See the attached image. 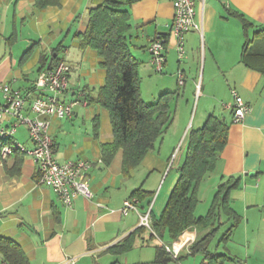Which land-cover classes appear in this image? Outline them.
<instances>
[{"label":"crops","instance_id":"crops-1","mask_svg":"<svg viewBox=\"0 0 264 264\" xmlns=\"http://www.w3.org/2000/svg\"><path fill=\"white\" fill-rule=\"evenodd\" d=\"M126 1L122 9L130 14L128 43L138 61L143 102L147 104L145 87L152 103L162 94L176 93L169 103L170 125L128 177L121 173V150L108 166L102 162L101 145L113 141L109 112L95 101L106 71L96 51L81 49L77 37L86 30L89 9L104 0H61L59 7L41 12L34 9V0H0V81L30 101L40 94L34 82L41 71L57 60L69 64V86L61 101L80 97L87 105L77 106L70 119H51L54 158L59 163L88 160L85 176L93 193L90 200L77 196L71 207L64 206L53 189L37 184L33 160L16 151L0 159V237L15 242L29 264H118L137 240L139 252L148 245L150 254V260L137 264H202L204 254H190L189 249L214 228L207 252L221 257V264H264V0H194L201 30L184 36L181 59L170 29L173 0ZM157 33L168 37L160 75L147 51L149 39ZM178 71L182 86L177 83ZM198 87L203 101L190 120L192 104L187 95ZM231 91L250 107L241 123L232 122ZM209 115L227 124L226 144L213 170L198 184L194 215L205 217L218 187L230 182L228 209L215 210L211 227L182 232L173 241L181 244L177 259L168 252L170 257L161 252L158 256L161 241L149 229L139 228L136 213L123 216L120 209L140 188L147 195L137 200L138 212L149 210L152 219L159 218L178 176H170L171 169L181 163L190 131L202 128ZM11 122L6 120L5 125ZM12 141L25 149L32 147L25 126L16 129ZM147 201L149 208H141ZM133 233L129 250L121 254L109 250ZM165 241L164 245L173 243ZM197 255L201 259H195Z\"/></svg>","mask_w":264,"mask_h":264},{"label":"trees","instance_id":"trees-1","mask_svg":"<svg viewBox=\"0 0 264 264\" xmlns=\"http://www.w3.org/2000/svg\"><path fill=\"white\" fill-rule=\"evenodd\" d=\"M61 0H34L33 7L44 11L49 6H60ZM126 0H104L103 4L89 9L86 30L77 34L79 47H90L101 59L100 66L106 71L104 85L99 88L96 103L109 112L113 141L101 145L102 162L108 166L116 153L122 151V176L128 177L144 157L153 149L155 141L170 125L172 117L169 103L176 93L160 95L154 103L143 102L138 77V61L132 56L128 43L130 14L123 10ZM227 124L214 115H209L202 128L189 133L185 160L179 169V178L157 219L151 218L150 231L162 243L157 254L164 253L165 238L175 241L190 229H206L212 226L217 208L228 209L227 194L230 182L218 187L212 206L205 217H195L198 203V184L213 170L219 154L226 144ZM16 152V151H14ZM231 181V180H230ZM234 183L233 181H231ZM236 185V182L233 186ZM147 192L133 191L130 198L142 201ZM129 198V199H130ZM138 201V206H139ZM150 202L141 207L147 209ZM211 225V226H210ZM140 229H146L140 226ZM148 229V228H147ZM215 229L198 239L190 254L203 253L202 264H221L222 258L207 252V246ZM134 233L121 244L109 250L121 254L132 247ZM170 257V256H169ZM221 258V260L219 259ZM0 263L29 264L21 248L12 240L0 237Z\"/></svg>","mask_w":264,"mask_h":264},{"label":"built area","instance_id":"built-area-1","mask_svg":"<svg viewBox=\"0 0 264 264\" xmlns=\"http://www.w3.org/2000/svg\"><path fill=\"white\" fill-rule=\"evenodd\" d=\"M172 5L173 17L170 29L176 41L178 59H181L184 54V36L191 30L200 31L201 28L195 21L194 0H173ZM167 44L168 37L158 33L148 41L147 51L155 73L161 74L163 71ZM70 70L67 62L57 60L53 67L41 71L34 82V90L40 94L30 101L28 96L11 88L8 83L0 81V159L5 160L14 151H19L31 158L38 170L37 184L53 189L66 207H71L73 199L77 196L88 200L93 198L85 176L90 168V162L80 159L59 163L54 158V141L50 130L51 119H70L77 106L87 105V102L81 100L80 97H75L68 103L61 101V96L69 86ZM176 78L178 85L182 86L183 75L180 71ZM231 94L234 100L232 122L241 123L250 112V107L235 91H231ZM9 119L12 122L5 125L6 120ZM19 126L27 128L32 145L29 149H25L15 141H12V146L2 144L4 141L12 140ZM113 212L110 211V213ZM130 212L138 215L140 226L150 229V211L139 213L136 198L126 199L122 204L120 213L126 216ZM164 248L173 259H177L181 244L173 242L171 245H164Z\"/></svg>","mask_w":264,"mask_h":264},{"label":"rangeland","instance_id":"rangeland-1","mask_svg":"<svg viewBox=\"0 0 264 264\" xmlns=\"http://www.w3.org/2000/svg\"><path fill=\"white\" fill-rule=\"evenodd\" d=\"M157 75H160V74H157ZM203 87H204V85H203ZM144 91H145V93H144V100H146L147 101V104H150V103H152L153 101H151L152 99H150V101H149V98H148V95H147V91H148V87L146 88H144ZM187 97L189 98V102H190V104H192V111H191V118H190V120L192 119V117H193V115H194V113H195V110H196V106H197V103H198V108L200 109V106H201V103H202V101H203V99H202V96L200 95V90H199V87H198V89H197V92H195L194 94L193 93H191L190 95H187ZM149 102V103H148ZM206 120V119H205ZM190 126H191V121H190ZM3 145H11L12 146V142L11 141H4L3 143H2ZM185 152L186 151H184V155H183V158H182V161H181V163L179 164V165H177V164H174L173 165V168L171 169V172H170V176L171 175H176V174H178V176L176 175V179H175V181L173 182L174 184L172 185L173 187H174V185L176 184V182H177V180H178V178H179V169H180V167L183 165V163H184V160H185ZM147 184L149 185V184H151V179H149L148 181H147ZM160 185H161V183H160ZM173 187H172V189H173ZM146 188V187H145ZM158 188V187H157ZM157 188L153 191V195H152V199H153V197H154V195L157 193ZM166 204V203H165ZM165 204H164V206H165ZM164 206H163V208H164ZM163 210V209H162ZM222 229H220V231H221ZM220 231L217 233V235H216V237H215V239L213 240V242H212V244L213 245H215L216 244V242H217V239L221 236V233H220ZM222 232V231H221ZM140 241L139 240H137L136 241V243H135V245H134V248H133V250H132V252L130 253V254H128L127 256H126V258L124 257V256H121V257H119L118 259H119V262H118V264H123V262H127V264H137L136 263V261L137 260H142V261H144V262H147L148 260H150V259H148V258H150V254L148 253V252H146V249L148 248L147 246L148 245H144V250H143V252L141 251V252H139V247H140ZM138 247V248H137ZM195 259H201V255H197L196 256V258ZM133 262V263H132Z\"/></svg>","mask_w":264,"mask_h":264}]
</instances>
